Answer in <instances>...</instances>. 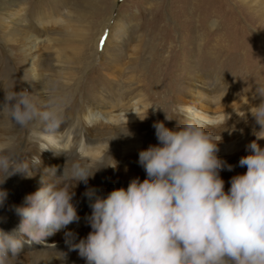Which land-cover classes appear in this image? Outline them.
I'll return each mask as SVG.
<instances>
[{"label":"clouds","instance_id":"clouds-1","mask_svg":"<svg viewBox=\"0 0 264 264\" xmlns=\"http://www.w3.org/2000/svg\"><path fill=\"white\" fill-rule=\"evenodd\" d=\"M257 84L256 94L264 97V83ZM44 92L41 99L27 89L6 90L0 126L35 129L41 147L70 151L62 146L67 131L59 129L71 100L47 87ZM251 112L260 125L257 140L239 160L246 173L232 177L227 191L220 170L233 166L217 155L219 136L205 131L221 125L187 108L179 112L180 128L155 123L159 144L139 153L147 178H135L106 197L87 189L92 231L72 250L86 264H264V147L258 143L264 139V101ZM166 119H172L167 112ZM78 152L62 174L49 170L42 186L15 208L22 218L18 229H0V264H16L25 243L44 242L79 221L71 188L87 184L102 162ZM18 172L31 175L28 161L21 159L14 137L0 140V183ZM6 197L0 190V204Z\"/></svg>","mask_w":264,"mask_h":264},{"label":"bare ground","instance_id":"bare-ground-1","mask_svg":"<svg viewBox=\"0 0 264 264\" xmlns=\"http://www.w3.org/2000/svg\"><path fill=\"white\" fill-rule=\"evenodd\" d=\"M112 1L115 3L116 0ZM201 1L209 6L208 0ZM29 3L31 2L26 0L0 2V39H2L3 46L12 55L14 54L10 47H18L20 52V58L13 57L15 64L8 70L9 82L19 84L21 79L26 83L25 87L31 88L41 99L46 98L45 87L58 95L65 97L70 95L71 108L74 106L77 91L81 90L84 84V79L77 77L76 74L80 57L85 64L93 63L94 65V62L99 59L98 47L103 41L105 47L102 53L104 54L109 46L115 47L116 54L111 55L113 56L112 62L116 61L117 56L122 53V48H124L128 24L124 21H122L124 24L117 21L121 18L117 19L114 26L116 28L113 31L109 30L107 35L106 25L110 21L111 8L105 13L106 5H100L98 13L101 17L103 16V21L98 23L96 29L94 28V35L88 36L84 28L78 29L80 27L78 24L76 27L70 14L63 15L60 13L61 11L49 14L45 9L44 11L40 9L42 10L40 12L34 9L32 11L28 7ZM87 7L94 8L93 4H87ZM205 20L204 14L201 24L205 23ZM191 31L187 30V33H181L182 41H186L181 46L182 59L184 61L187 57V62L181 64L180 67L192 74L185 79L181 73V78L179 74L176 81L168 82L170 75L174 74L173 64L170 61L161 67L162 70L158 71V75L147 71L146 67L150 63L147 66L143 61L135 62L132 67L136 71H143V73L139 78H135V82L130 85L131 91L134 92L133 85L138 84V89L142 88L145 93L138 91L137 95L130 96L125 91L116 92L117 82L121 79L117 74L120 70L117 65L108 66L107 75L109 77L105 79L109 87H96L88 91L89 108L81 113L73 112L70 108L66 110L65 119L59 131H67L64 134L67 137V142L62 146L72 147L70 151H63L52 146L41 147L38 141L35 142L40 133L31 129L30 134V130L27 129L30 135L22 160L28 161L31 175L28 172H18L0 183V190L7 193L5 201L0 204V229L6 232L18 229L21 222L22 218L16 214L15 208L25 204V197L42 186V180L49 174V170L56 169V175L62 174L67 161L79 156L78 148L85 156L99 160L102 164L95 171L94 176L89 178L87 184L79 182L71 188L74 193L72 202L77 207L79 221L73 222L57 232V238L50 236L41 243H25L16 264H86V260L79 255L78 250H72L73 243H79L89 234V232L85 233L88 229H83L89 223L87 218L92 212L90 200L85 193L87 189L94 188L98 196L106 197L114 189L127 188L135 178H139L141 182L147 178L144 168L139 164V153L151 145L159 144L155 128L152 126L157 122L171 121V119H166L167 111L170 118L174 117L175 110L165 108L169 97L168 93L173 92V96L177 97L179 111L185 108L195 109L204 119L213 120L217 124L221 122V115H231L229 112L215 114L213 111L224 105L225 98L222 95H216V101H212L211 96L207 97L210 89L207 75L200 72V65L198 66L196 60L189 59L194 48H196L197 57L201 56L203 48L206 47V30H197V35H193ZM188 37H190L189 41ZM79 40H82L80 44ZM192 40L196 42L190 43ZM90 45L95 48L93 53H91L93 48ZM136 46L138 47V44ZM149 48H153V45H150ZM88 53L92 54V60L85 56ZM193 55L195 54L193 53ZM177 67L179 68V64ZM22 71L25 72L24 76L19 75V72ZM77 79L78 81L74 82ZM144 82L147 83L144 84ZM105 90L109 91L102 93ZM161 98H164L163 104H152ZM4 99L5 97H0V104L4 102ZM199 105L208 106L209 109L202 110L205 109L202 107L199 110L196 108ZM242 115H245V112L241 107H238V118L242 119ZM140 116L145 117L141 119ZM179 120L181 124L178 128L183 126V117L180 116ZM220 125L219 128L208 125L205 131L219 136L217 155L226 165L233 166L231 171L227 170L226 166L220 170V176L225 181V190L227 191L231 187L232 177L247 171L246 167L239 166V160L242 156L249 154L248 145L250 142L245 137L247 132L245 126H237V123L232 121ZM23 130L17 127L0 126V140L14 137L16 148ZM119 136L121 141L117 142ZM259 144L264 145V139ZM37 159L38 162H35ZM68 233L71 235H66ZM25 239L27 238L25 237Z\"/></svg>","mask_w":264,"mask_h":264},{"label":"rangeland","instance_id":"rangeland-1","mask_svg":"<svg viewBox=\"0 0 264 264\" xmlns=\"http://www.w3.org/2000/svg\"><path fill=\"white\" fill-rule=\"evenodd\" d=\"M4 1L7 0H0V2ZM26 1L31 2L28 7L32 11L34 9L40 12L45 9L49 14L55 11L58 13L61 11L60 13H63V15L70 14L76 27L77 24L80 25L78 29L84 28L88 36H93L95 32L94 28L96 29L98 23L103 21V16L101 17L98 13L101 8L100 5H106L105 13L111 8L110 21L106 25L107 35L109 30L113 31L116 28L114 26L117 19L121 18L122 20L117 21L122 24L124 22L128 24V32L123 44L124 48H122V53L117 56L116 61L112 62V55L116 54L115 47L109 46L106 48V52L102 53L105 47V44L102 43L103 41L100 42V46L98 47L100 56L97 62H94V65L93 63L85 64L84 60L80 57V61L77 63L76 74L77 77L84 79V84L81 87L82 89L77 91L76 100L73 103L74 106L70 108L73 112L81 113L89 108L90 103L88 98L90 96L88 91L91 88L109 87L105 78L109 77L107 75V67L112 64L117 65L120 70L117 72L121 79L117 82L116 92L125 91L130 96L137 95L138 91L145 93L142 88L138 89V84H134V92L131 91L130 85L135 82V78H139L140 74L143 73V71H136L132 67L135 62L141 63L143 61L147 66L150 63L146 67L147 71L149 70L150 73L157 75L159 74L158 71L162 70V66L168 64L169 61L170 63L172 62L174 74L173 76L170 75L168 79L169 83L174 80L176 81V77H179V74L181 78V73H183L184 79L188 75H192L188 70H183L180 67L181 64H186L187 62V57L184 61L182 59L181 46L186 41H182L181 33H187V30H192V34L197 35V30L203 29L206 30V47L203 48L201 54L203 58L200 55L197 57L196 48H194L189 59L192 61L196 60L198 66L200 65V72L207 75L210 86L207 97L211 96L212 101H216V95H222L225 98L224 105L213 111H215V114L229 112L231 115H221V122L218 125L225 124L227 121L236 122L237 126H245L244 128L247 131L245 137L248 142L251 143L257 140L256 132L260 130V125L256 123L251 108L258 106L264 101V97L256 94L257 82L264 83V0H208L209 6L202 3L201 0H114L115 3L112 0ZM87 4H93L94 8H88ZM204 14L206 20L205 23L201 24V18ZM189 38L188 41L190 40ZM135 39H139V42ZM1 40L0 97H5L6 90L11 89L17 92L27 89L29 92L35 94L31 88L25 87L26 83L20 78L19 81L21 82L19 84L9 82L10 75L7 76L8 70L15 64L13 57L20 58V52L18 47H10L13 50L14 55H12L3 46ZM81 41L79 40L78 43L80 44ZM192 42L196 41L192 40L190 43ZM136 44H138V47ZM150 45H153V48H149ZM90 46L93 48V45ZM94 51L95 48H93L91 53ZM91 53L85 54V56L92 60ZM102 54L103 56H101ZM163 56L165 57L162 58ZM170 57L172 58L171 60ZM178 64L179 68L177 67ZM175 69H178L177 72ZM144 72L146 73V71ZM19 73V75L24 76L25 72ZM77 81L78 79L74 82ZM146 83L144 82V84ZM106 91L109 90H105L102 93H106ZM173 95V92L168 93V101L165 103V108L175 110L174 117H172L173 120L171 119L169 122L167 120L163 123L170 129H177L181 124L179 120L180 106L177 105V97ZM162 100L164 98L151 102L153 105H157V103L163 104ZM202 107H205L202 110L209 109L208 106L202 105L196 108L201 110ZM238 107H241L245 112V115L241 117L242 119H239L237 116ZM208 113L211 114L212 112ZM103 130L105 129L103 128ZM29 133L31 134V130ZM29 133L27 129L21 131L19 142H17L16 150L21 153V159L25 154ZM117 140V142L121 141L120 136ZM261 140H258V143ZM261 146L264 147V145ZM83 229L89 230L85 231V233H90V230H92L89 223ZM52 236L57 238L56 233Z\"/></svg>","mask_w":264,"mask_h":264},{"label":"water","instance_id":"water-1","mask_svg":"<svg viewBox=\"0 0 264 264\" xmlns=\"http://www.w3.org/2000/svg\"><path fill=\"white\" fill-rule=\"evenodd\" d=\"M101 45H103V44L101 43Z\"/></svg>","mask_w":264,"mask_h":264},{"label":"snow or ice","instance_id":"snow-or-ice-1","mask_svg":"<svg viewBox=\"0 0 264 264\" xmlns=\"http://www.w3.org/2000/svg\"><path fill=\"white\" fill-rule=\"evenodd\" d=\"M106 39V38H105ZM103 43V42H102Z\"/></svg>","mask_w":264,"mask_h":264}]
</instances>
